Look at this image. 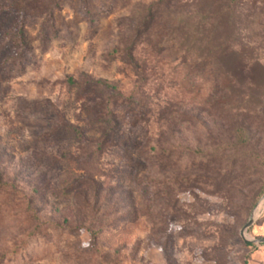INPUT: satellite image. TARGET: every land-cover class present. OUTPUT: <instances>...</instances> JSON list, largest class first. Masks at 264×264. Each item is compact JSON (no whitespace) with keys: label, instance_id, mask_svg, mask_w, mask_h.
Instances as JSON below:
<instances>
[{"label":"rangeland","instance_id":"rangeland-1","mask_svg":"<svg viewBox=\"0 0 264 264\" xmlns=\"http://www.w3.org/2000/svg\"><path fill=\"white\" fill-rule=\"evenodd\" d=\"M263 197L264 0H0V264H264Z\"/></svg>","mask_w":264,"mask_h":264},{"label":"trees","instance_id":"trees-1","mask_svg":"<svg viewBox=\"0 0 264 264\" xmlns=\"http://www.w3.org/2000/svg\"><path fill=\"white\" fill-rule=\"evenodd\" d=\"M234 1V0H232ZM117 51H114V54H116ZM129 57H131V55L128 53L127 54ZM82 82L80 83L79 81H76L74 78L72 77H68L66 78V80L64 81V85L71 91V90H75V92L79 93V96L77 98V100H82L83 106L81 107V112L86 113L87 117L89 118V121L91 123L97 124L99 126L98 128V132L97 135L99 136L97 138V151L103 153L104 152V148L106 146L110 145V142L114 139L115 137V131L117 130V121L116 118L114 116V113L112 111V105L109 101V99H105L100 101L99 103H92L94 107H97V112H96V117L91 118L90 114H91V110H93L92 107H89V105H85V103L90 102L88 100V98L90 97V95L92 93L95 92H106V93H111L113 94L115 97H113V99H115V101H117L118 99H122L121 96L118 93V88L114 85L108 84L106 82L100 81V80H92L89 77L85 76V75H81L80 76ZM80 120V116L77 117V121ZM66 127L71 130L74 135L76 137H78V139L80 140L81 143L86 142L87 137L85 135V133L80 130L79 126H73V125H67L66 123ZM243 134V133H242ZM166 153H162V155L164 156ZM212 160V159H211ZM207 161L206 164L207 165H211L212 162ZM247 246L249 247H253V245L251 243H246ZM244 264H247V262L245 261Z\"/></svg>","mask_w":264,"mask_h":264},{"label":"water","instance_id":"water-1","mask_svg":"<svg viewBox=\"0 0 264 264\" xmlns=\"http://www.w3.org/2000/svg\"><path fill=\"white\" fill-rule=\"evenodd\" d=\"M263 200H264V197H263ZM255 221V216L252 215L248 221V223L244 226V228L242 229L241 231V237L244 239V241L246 242H250V243H253L255 245H262L264 244V239H260V240H247L246 239V235H247V231L248 229L253 225Z\"/></svg>","mask_w":264,"mask_h":264},{"label":"bare ground","instance_id":"bare-ground-1","mask_svg":"<svg viewBox=\"0 0 264 264\" xmlns=\"http://www.w3.org/2000/svg\"><path fill=\"white\" fill-rule=\"evenodd\" d=\"M264 204V202H262Z\"/></svg>","mask_w":264,"mask_h":264}]
</instances>
